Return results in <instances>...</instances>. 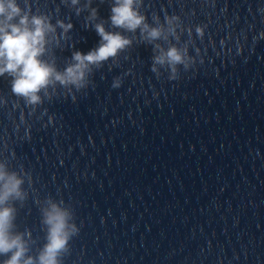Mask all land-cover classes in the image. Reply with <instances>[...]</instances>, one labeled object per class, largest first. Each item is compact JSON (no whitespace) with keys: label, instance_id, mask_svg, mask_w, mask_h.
<instances>
[{"label":"clouds","instance_id":"clouds-1","mask_svg":"<svg viewBox=\"0 0 264 264\" xmlns=\"http://www.w3.org/2000/svg\"><path fill=\"white\" fill-rule=\"evenodd\" d=\"M65 2L75 9L77 15L89 10L86 26L94 27L101 42L86 54L74 51L71 63L63 71H58L54 61L49 62L43 57L49 45H59L62 38L68 39L73 24L59 19L53 24L50 16L33 14L30 9L22 8L18 0H0V77H11L12 93L33 107L42 103L41 93L49 96V89L55 91L57 84L69 92L73 88L77 91L85 89L93 67L99 68L104 62L115 60L133 43L122 32L106 29L99 19L98 9L91 7L92 0H85L82 7L79 6L81 0ZM141 3L142 0H112L109 16L112 28L129 33L139 30L141 38L149 43L168 40L169 37L179 41V17H166L165 24L153 17L155 26L150 25L139 10ZM57 28L62 30L59 35ZM188 31L190 33L191 29ZM195 31L201 37L204 34L201 26ZM154 52L151 71L159 75L160 69L166 68L170 72L169 79L177 78L178 66L187 69L192 63L186 44L184 47L171 45L166 49L156 44ZM120 85L117 78L112 86L118 88ZM72 99L75 101L74 95ZM24 182V175L10 170L6 162L0 161V255L8 257L3 264H62L61 257L69 251V241L79 230L75 224H69L71 213L60 206L63 201L56 203L46 199L47 206L41 208L46 243L37 255H30L31 233L15 230L17 209L14 202H23L27 198L22 187Z\"/></svg>","mask_w":264,"mask_h":264}]
</instances>
